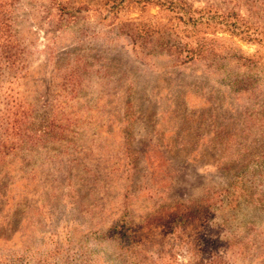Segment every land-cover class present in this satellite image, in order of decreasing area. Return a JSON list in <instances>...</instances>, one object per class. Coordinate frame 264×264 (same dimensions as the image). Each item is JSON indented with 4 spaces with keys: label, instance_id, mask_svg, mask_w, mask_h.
I'll return each mask as SVG.
<instances>
[{
    "label": "rangeland",
    "instance_id": "rangeland-1",
    "mask_svg": "<svg viewBox=\"0 0 264 264\" xmlns=\"http://www.w3.org/2000/svg\"><path fill=\"white\" fill-rule=\"evenodd\" d=\"M137 1H15L0 264H264V0H183L239 34L183 65L129 39L174 16Z\"/></svg>",
    "mask_w": 264,
    "mask_h": 264
},
{
    "label": "trees",
    "instance_id": "trees-1",
    "mask_svg": "<svg viewBox=\"0 0 264 264\" xmlns=\"http://www.w3.org/2000/svg\"><path fill=\"white\" fill-rule=\"evenodd\" d=\"M16 0H0V74L3 71H12L19 65V44L16 39L15 28L12 22V7ZM112 5V9L124 8L125 0H105ZM138 3L157 5L174 14L168 22L142 20L130 26L129 39L133 44L140 43L149 48L158 46L166 52L175 65L199 62L207 55L216 56L212 46L216 40L207 37L215 34L217 25H227L231 35L235 34L234 27L238 22L236 14L220 13L212 6L194 9L183 0H138ZM217 11V12H216ZM212 13V14H211ZM220 18V19H219ZM229 18L233 24L229 25ZM212 30V31H211ZM222 56V54L220 55Z\"/></svg>",
    "mask_w": 264,
    "mask_h": 264
}]
</instances>
